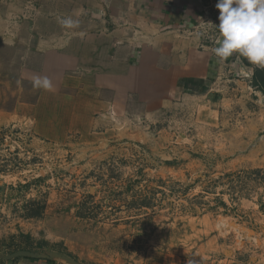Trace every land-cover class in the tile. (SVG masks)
<instances>
[{
  "label": "crops",
  "instance_id": "obj_1",
  "mask_svg": "<svg viewBox=\"0 0 264 264\" xmlns=\"http://www.w3.org/2000/svg\"><path fill=\"white\" fill-rule=\"evenodd\" d=\"M217 3L0 0V43L10 50L25 46L20 83L34 85L36 78H46L50 84L36 87L30 100L16 99L9 119L22 118L37 138L72 144L79 154L133 142L154 151L165 142L180 145L182 135L189 136L181 127L214 129L209 135L216 140L232 136L225 149L244 150L231 163L241 160L262 169L264 135L255 136L264 130V110L255 105L264 108V93L253 85L256 68L235 53L219 60L214 52L218 45L193 31L205 12L219 16ZM67 18L78 26H62ZM2 117L0 113V121ZM240 134L249 136L246 144L239 141ZM222 248L214 234L197 246V258L174 264H264L219 255ZM19 264L79 262L52 253Z\"/></svg>",
  "mask_w": 264,
  "mask_h": 264
},
{
  "label": "rangeland",
  "instance_id": "obj_2",
  "mask_svg": "<svg viewBox=\"0 0 264 264\" xmlns=\"http://www.w3.org/2000/svg\"><path fill=\"white\" fill-rule=\"evenodd\" d=\"M24 47L0 43V264L52 253L79 264H174L197 258L214 234L219 255L264 262V167L231 163L244 153L225 149L231 135L181 127L189 136L180 145L80 154L41 140L24 119H9L14 101L37 89L19 81Z\"/></svg>",
  "mask_w": 264,
  "mask_h": 264
},
{
  "label": "clouds",
  "instance_id": "obj_3",
  "mask_svg": "<svg viewBox=\"0 0 264 264\" xmlns=\"http://www.w3.org/2000/svg\"><path fill=\"white\" fill-rule=\"evenodd\" d=\"M219 39L215 56L226 60L234 53L261 69H264V0H218ZM66 28L78 26L71 18L60 21ZM35 87L49 88L45 78L34 80Z\"/></svg>",
  "mask_w": 264,
  "mask_h": 264
},
{
  "label": "built area",
  "instance_id": "obj_4",
  "mask_svg": "<svg viewBox=\"0 0 264 264\" xmlns=\"http://www.w3.org/2000/svg\"><path fill=\"white\" fill-rule=\"evenodd\" d=\"M219 24L218 17H212L205 12V15L194 26L193 31L199 34L205 41L217 45L216 41L219 39V33L216 28ZM238 55V54H236ZM254 66V65H253ZM257 68L256 66H254Z\"/></svg>",
  "mask_w": 264,
  "mask_h": 264
},
{
  "label": "trees",
  "instance_id": "obj_5",
  "mask_svg": "<svg viewBox=\"0 0 264 264\" xmlns=\"http://www.w3.org/2000/svg\"><path fill=\"white\" fill-rule=\"evenodd\" d=\"M253 85L264 93V69L258 67L255 69L253 75Z\"/></svg>",
  "mask_w": 264,
  "mask_h": 264
}]
</instances>
